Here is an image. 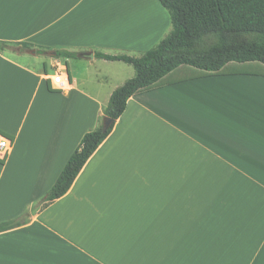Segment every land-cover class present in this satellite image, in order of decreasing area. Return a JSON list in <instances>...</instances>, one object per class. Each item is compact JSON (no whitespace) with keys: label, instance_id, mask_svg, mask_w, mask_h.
I'll return each instance as SVG.
<instances>
[{"label":"crops","instance_id":"1","mask_svg":"<svg viewBox=\"0 0 264 264\" xmlns=\"http://www.w3.org/2000/svg\"><path fill=\"white\" fill-rule=\"evenodd\" d=\"M171 29L160 0H0V134L14 141L0 264H264L263 74L182 66L140 89L67 193L40 206L135 75L94 51L139 56ZM58 65L68 91L52 84Z\"/></svg>","mask_w":264,"mask_h":264},{"label":"trees","instance_id":"2","mask_svg":"<svg viewBox=\"0 0 264 264\" xmlns=\"http://www.w3.org/2000/svg\"><path fill=\"white\" fill-rule=\"evenodd\" d=\"M171 17L172 29L154 47L142 55L108 54L94 56L132 64L135 75L111 94L102 123L84 134L56 182L40 200L48 206L70 189L75 178L112 131L124 112L129 98L150 87L182 66L213 74L256 73L264 75V0H160ZM57 56L74 57L78 53L57 49ZM12 223L0 224L3 230Z\"/></svg>","mask_w":264,"mask_h":264},{"label":"built area","instance_id":"3","mask_svg":"<svg viewBox=\"0 0 264 264\" xmlns=\"http://www.w3.org/2000/svg\"><path fill=\"white\" fill-rule=\"evenodd\" d=\"M51 81L55 89L59 91H68L71 86V80L67 72L59 65L56 67L55 72L51 76ZM14 146L12 138L0 134V158L6 159L11 153Z\"/></svg>","mask_w":264,"mask_h":264},{"label":"rangeland","instance_id":"4","mask_svg":"<svg viewBox=\"0 0 264 264\" xmlns=\"http://www.w3.org/2000/svg\"><path fill=\"white\" fill-rule=\"evenodd\" d=\"M151 8V7H150ZM149 8V9H150ZM143 9H144V6H143ZM145 10V9H144ZM166 11L168 12V10L166 9ZM169 13V12H168ZM36 59H38V61L39 60H42V59H50L48 56H46V55H43V54H41V55H38L37 56V58ZM50 71L52 72V73H54L55 72V68H53L52 66H50ZM107 105H108V103H107ZM106 106V105H105ZM100 123H102V124H104V118H102L101 119V122Z\"/></svg>","mask_w":264,"mask_h":264},{"label":"water","instance_id":"5","mask_svg":"<svg viewBox=\"0 0 264 264\" xmlns=\"http://www.w3.org/2000/svg\"><path fill=\"white\" fill-rule=\"evenodd\" d=\"M113 121V119L112 118H110V117H105V119H104V128H107L109 125H110V123Z\"/></svg>","mask_w":264,"mask_h":264}]
</instances>
